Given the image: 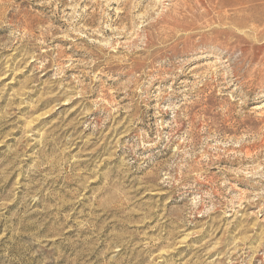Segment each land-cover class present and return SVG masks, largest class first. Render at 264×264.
Masks as SVG:
<instances>
[{
    "label": "rangeland",
    "instance_id": "obj_1",
    "mask_svg": "<svg viewBox=\"0 0 264 264\" xmlns=\"http://www.w3.org/2000/svg\"><path fill=\"white\" fill-rule=\"evenodd\" d=\"M254 11L0 0V264H264Z\"/></svg>",
    "mask_w": 264,
    "mask_h": 264
},
{
    "label": "bare ground",
    "instance_id": "obj_2",
    "mask_svg": "<svg viewBox=\"0 0 264 264\" xmlns=\"http://www.w3.org/2000/svg\"><path fill=\"white\" fill-rule=\"evenodd\" d=\"M210 1L212 3H214L215 7L218 8L221 12L222 11H227L229 9H233V10H236V11H245V12H247V10H249V11L250 10H253V11L255 10L254 11L255 14H256V12L259 11L260 15H262L264 17V0H210ZM250 13L251 14H246L247 18L249 20H253L254 21V20H256L258 18L257 15L259 13L257 15L252 14V12H250Z\"/></svg>",
    "mask_w": 264,
    "mask_h": 264
}]
</instances>
